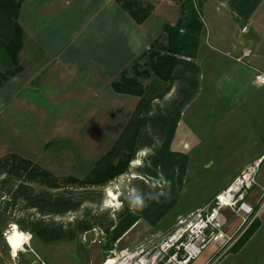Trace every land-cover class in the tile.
Returning a JSON list of instances; mask_svg holds the SVG:
<instances>
[{"label":"rangeland","instance_id":"obj_1","mask_svg":"<svg viewBox=\"0 0 264 264\" xmlns=\"http://www.w3.org/2000/svg\"><path fill=\"white\" fill-rule=\"evenodd\" d=\"M207 1L187 0L181 8L184 3L182 1L140 0L144 7L151 5L154 8L148 20L150 24H174L183 13L197 15L203 25L200 41L202 37L206 44L210 40H207V35L211 29V21L224 17L223 11L216 9V0ZM23 2L24 0L22 5ZM262 12L264 14L263 6L260 8V13ZM22 29L25 47V28L22 26ZM257 30V46L264 49V26ZM247 42L246 38L241 41L242 44ZM261 55L264 57V51ZM57 69L51 67L50 75L45 77L16 76L17 79L13 78L0 89V160L19 156L49 171L53 177H73L77 180L75 185L69 187L60 183L59 188H51L50 191L54 193L73 192L77 198L91 194L92 199L82 205L79 211L54 218V221L69 224L84 217L86 219L100 215V221L103 220L104 225H107L108 219L116 218L125 207H130L136 201L139 195L138 185L149 179L144 171L149 167L151 150L143 149L138 152L128 163L127 170L117 177L99 183L88 181L86 177L94 163L114 145L139 99L117 94L110 87L109 79L107 81L106 76L97 69L85 71L77 77L62 78ZM55 71L59 73H54ZM34 81L37 82L33 83ZM153 81V76L141 78L145 86ZM160 84L166 88L170 82L160 81ZM175 95L176 91L173 89L163 101L156 104L170 102ZM241 158L203 153L199 158L201 161L197 164L191 162L178 204L170 213L155 226L144 218L140 219L113 245L110 237L99 227L81 233L75 241L45 243L20 227L28 217L29 220L39 217L33 210L27 212L16 209L14 214L7 215L0 213V264H101L123 251L159 239L176 229L181 218L209 206L215 193L221 192L232 182L231 180L220 188L238 167ZM258 174L256 187H264V164ZM156 181L158 188H153L155 197L160 199V195H163L168 201L171 185L165 180ZM262 198L259 207L264 225V193ZM1 203L2 201L1 208H4ZM131 210L133 212L132 208ZM111 246L112 250H108ZM211 253L212 247H209L192 264H206ZM223 261L221 264H225V261L231 264H264V229L248 242L237 257Z\"/></svg>","mask_w":264,"mask_h":264},{"label":"crops","instance_id":"obj_2","mask_svg":"<svg viewBox=\"0 0 264 264\" xmlns=\"http://www.w3.org/2000/svg\"><path fill=\"white\" fill-rule=\"evenodd\" d=\"M216 1V9L223 11L227 19L211 21L209 43L201 37L195 61L200 69V88L181 115L171 149L189 156L188 169L191 162H199L203 153L242 157L220 186L223 188L254 161L262 159L261 169L264 164V84L257 82V76L264 75V49L257 46L255 35L257 28L264 26V14L260 13L264 0L246 23L239 21L228 0ZM148 7H152V13L153 6ZM149 17L138 23L119 0H24L19 19L26 37L21 53L23 72L17 77H45L50 75L51 67L58 68L60 73H54L58 72L60 78L97 69L109 79L111 87L135 59L161 38L164 25L172 24H150ZM244 37L248 42L242 44ZM246 52H251L250 56L243 63L237 62ZM171 85L174 91L179 87L178 83ZM263 193V186L255 187L249 197V203L259 211L261 223L252 238L264 229L259 207ZM225 214L229 223L238 224L230 212ZM242 249L237 253L231 250L224 258L237 257ZM214 252L212 247L207 263Z\"/></svg>","mask_w":264,"mask_h":264},{"label":"trees","instance_id":"obj_3","mask_svg":"<svg viewBox=\"0 0 264 264\" xmlns=\"http://www.w3.org/2000/svg\"><path fill=\"white\" fill-rule=\"evenodd\" d=\"M22 1L0 0V89L23 72L21 53L24 32L19 22ZM175 1L184 2L181 8L187 2ZM262 1L228 0V4L237 18L248 21ZM119 2L140 24L145 22L152 10V7H144L135 0ZM202 31L203 25L197 15L183 13L176 23L165 24L161 38L111 85L117 94L137 97L139 100L114 145L94 163L86 180L99 183L117 177L127 170L128 163L138 152L151 150L149 167L144 171L149 179L138 185L139 195L130 207H125L116 218L108 219L107 225H104L103 220L100 221V215L84 217L69 224L56 222L54 218L79 211L82 205L92 199L91 194L77 198L73 192L54 193L50 191L51 188H59L60 183L69 187L75 185L77 180L73 177H53L52 173L32 161L13 156L0 160V201L4 207L0 206V213L7 215L14 214L16 209L27 212L33 210L39 217L31 220L28 217L20 227L45 243L75 241L81 233L99 227L110 237L113 245L142 218L154 226L161 222L178 204L187 175L189 156L172 151L171 145L184 109L200 88V69L195 61ZM152 76L153 84L145 86L141 82V78ZM159 81L170 82V85L161 87ZM174 83L179 84V87H174L175 97L170 102L156 104L165 99ZM156 179L165 180L171 185L168 201L163 195H160V199L155 197L153 188H158ZM138 200L143 203H138ZM260 224L257 217L233 247V253L243 248Z\"/></svg>","mask_w":264,"mask_h":264},{"label":"built area","instance_id":"obj_4","mask_svg":"<svg viewBox=\"0 0 264 264\" xmlns=\"http://www.w3.org/2000/svg\"><path fill=\"white\" fill-rule=\"evenodd\" d=\"M249 56L250 52H246L237 62L243 63ZM257 82L264 84V75H258ZM261 163L262 159H258L249 164L209 206L181 218L173 231L101 264H191L209 247H214L215 252L207 264H216L232 250L259 215L249 203V197L257 185ZM226 211L231 213L232 220L238 221L237 225L228 222Z\"/></svg>","mask_w":264,"mask_h":264},{"label":"clouds","instance_id":"obj_5","mask_svg":"<svg viewBox=\"0 0 264 264\" xmlns=\"http://www.w3.org/2000/svg\"><path fill=\"white\" fill-rule=\"evenodd\" d=\"M137 202H138V203H141V204L143 203L142 201H139V200H138Z\"/></svg>","mask_w":264,"mask_h":264},{"label":"bare ground","instance_id":"obj_6","mask_svg":"<svg viewBox=\"0 0 264 264\" xmlns=\"http://www.w3.org/2000/svg\"><path fill=\"white\" fill-rule=\"evenodd\" d=\"M111 196L113 197V194H111ZM15 230H17V229L15 228Z\"/></svg>","mask_w":264,"mask_h":264}]
</instances>
